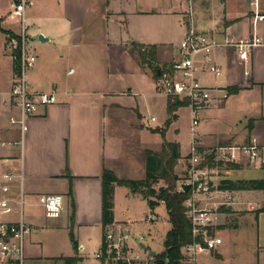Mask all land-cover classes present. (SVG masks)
<instances>
[{"label":"crops","instance_id":"0c3cea01","mask_svg":"<svg viewBox=\"0 0 264 264\" xmlns=\"http://www.w3.org/2000/svg\"><path fill=\"white\" fill-rule=\"evenodd\" d=\"M31 1L24 11L26 35L29 28H35L48 40L38 41L33 47L29 42L28 49L36 61L27 72V81L32 92L54 91L56 102L28 118L23 134L9 123V118L17 114L9 96L13 59L6 35L0 32V185L5 183L4 174L13 177L7 195L11 211L0 215V221L15 223L22 219L30 227L22 264H66L65 260L71 258H77L74 264H99L94 255L104 231L121 228L126 240L131 231L117 218L114 197L113 222L102 227L103 172L110 171L118 179L142 180L126 175L136 169L142 173L145 150L161 149L159 133L141 123V101L136 97L148 98L152 106L163 104L164 121L167 119L166 97L156 91L152 72L139 66L129 47L132 43L156 46L157 63L158 54L161 58L166 51L177 55L185 37L186 4L184 0ZM251 1L193 0L197 29L218 40L226 34L243 38L255 34L264 40V0H256L263 19L254 24ZM11 4L9 0L10 10ZM27 21L30 23L26 26ZM0 28L16 36L21 30L11 11L0 18ZM213 58L221 76L215 79L203 74L201 82L209 88L234 91L223 101L213 95L201 108V126L191 134V141L211 147L243 145L253 138L264 146V45L255 47L246 63L239 62L231 49H216ZM166 64L170 63L157 65ZM69 70L72 73L68 74ZM127 70L133 71V79L124 78ZM161 96L165 98L163 103ZM224 111H230L232 124L224 133H216L213 120ZM139 135L150 138L151 144L139 140ZM179 150L182 158L185 153L181 146ZM238 170L243 179H264V166L245 164ZM69 191L74 203L72 226ZM20 192L21 214L17 202ZM48 196L62 197L60 216H45L41 200ZM238 196L244 203L241 207L255 203L254 212L246 207L247 214L229 219L231 210L224 209L218 216L216 232L251 220L261 249L257 264H264V212H256L264 204V191H242ZM221 217L228 218L227 223H221ZM230 221L232 226L226 227ZM70 229L76 251L69 238ZM218 250L216 246L212 251L220 258Z\"/></svg>","mask_w":264,"mask_h":264},{"label":"built area","instance_id":"2783aa9c","mask_svg":"<svg viewBox=\"0 0 264 264\" xmlns=\"http://www.w3.org/2000/svg\"><path fill=\"white\" fill-rule=\"evenodd\" d=\"M186 10L185 37L178 46L180 57L172 63L169 73H163L159 79L158 90L163 95L176 96L189 102L191 132L199 124V113L201 108L209 103L213 95L219 101L228 97L225 90L209 88L201 82V75L207 74L215 79L221 76V71L214 62L213 52L216 49H231L237 60L246 63L249 60L251 51L258 46L264 45L261 40L253 34L251 37L243 38L233 34H226L220 40L213 35L200 32L197 29L193 0H184ZM254 7L253 24L263 16L257 11L256 0L250 3ZM32 5L31 0H18V3L11 4V18L20 25V33L17 35L19 41L10 38L7 42L9 51L19 52L18 72L14 73L11 83L9 96L13 108L17 111L16 115L9 118V123L18 126L21 134L27 130L26 121L36 115L40 109H45L56 102V94L50 92H32L27 81V72L35 64L36 58L30 53L27 43L25 16L26 7ZM13 59V57H12ZM72 73L71 70L68 74ZM192 140L188 161V178L182 183L179 191H182L183 184L189 185V196L184 202L185 214L191 225L192 242L181 249V264H197L201 254H208L216 246L221 244V239L216 236V226L219 216L218 207L222 209H233L244 203L240 200L238 192L220 191L217 185L212 183L209 174L214 168L206 164L208 157L214 163L234 164L241 167L245 164L264 166V146L259 145L255 139H250L243 145L220 146L215 149L206 150ZM5 183L0 185V215L11 211L9 206L10 199L7 195L10 192L9 185L13 181L10 174L2 176ZM218 184V183H216ZM216 195L221 198L220 202L214 203L210 208H201L198 202L204 198L201 196ZM17 202L23 204L22 193L20 192ZM46 217H58L62 211L63 199L60 196H48L41 200ZM239 205V206H238ZM247 208L254 210L255 203L247 204ZM154 216L146 218V222L155 221ZM30 233V227L20 219L15 223L0 221V264L14 262L22 264L24 256V240ZM126 237L122 234L121 228L117 230H105L102 236L101 245L95 253L94 258L99 264H139L137 259L130 258L126 253ZM138 237L136 242L143 240Z\"/></svg>","mask_w":264,"mask_h":264},{"label":"rangeland","instance_id":"374dc122","mask_svg":"<svg viewBox=\"0 0 264 264\" xmlns=\"http://www.w3.org/2000/svg\"><path fill=\"white\" fill-rule=\"evenodd\" d=\"M10 5L9 0H0V18L2 16L9 13ZM29 12L27 8L26 13ZM27 18V17H26ZM29 21L26 22V26L29 25ZM27 36V43L33 47L34 45H38V37L40 35L39 32L36 31L35 28H29ZM31 51L32 48H31ZM35 52V50H34ZM37 52V50H36ZM35 52V53H36ZM180 57V53L178 52L177 55L166 51L161 58V55L158 54V65L163 63H170L172 64ZM112 72V71H110ZM120 72V71H118ZM129 73H125L126 76L124 78L126 80L133 79L134 74L133 71L127 70ZM115 73V72H114ZM152 74V73H150ZM142 75V76H141ZM139 77L143 80L144 74H141ZM153 75V74H152ZM159 80L156 82V87L159 85ZM159 93L163 94V92L159 91ZM141 92V90L137 91ZM165 96V95H164ZM164 96L159 97V99L164 101ZM166 97V96H165ZM140 102V106L142 108L143 118L141 123L148 129L157 130L160 127L164 126V109L163 104H156L152 106L151 100L147 98V100H143V96L136 97ZM159 101V100H158ZM230 111L220 112L219 117L213 120L214 128H216L215 132L217 133L222 132L224 133L228 130V126L232 124L230 120ZM154 119L153 121L151 119ZM190 109L189 106L180 108L176 113V119L169 125L167 130L165 131V140L168 142H177L181 146V151L184 154L182 158L177 162V165L174 167V173L178 177V182L176 183L177 188L179 189L180 185L186 182L188 178V153H189V145L191 142L192 132L190 127ZM201 124H199L197 128H199ZM233 128V126L231 127ZM194 129V130H195ZM138 139L147 144H151V139L143 138V135L137 136ZM136 137V138H137ZM196 141V140H195ZM197 144V143H196ZM199 145V144H197ZM230 144H217L211 147H202L206 150L215 149L220 146H228ZM152 148V147H151ZM143 162H144V154H143ZM225 170L223 168L218 169L214 168L212 172L209 174V177L212 178V183L217 185L216 183L219 182L221 179H232L233 181L236 180H243L242 175L239 173L240 170L230 171ZM239 171V172H238ZM127 174V173H126ZM126 176H130L133 179L144 178L145 176V168L143 166L142 173L139 170L129 174ZM125 178V177H123ZM162 182H159L158 185L154 186V189L157 190L160 186H162ZM113 197L116 200L115 210L117 214V218L123 223H125L128 227H130V234L128 235L127 240L125 239L126 245V253L127 256L130 258L137 259L139 264H153V258L164 251V239L165 235L170 229V225L168 222V216L166 214L164 205L161 203L155 208H150L147 204V201L141 197L138 193H132L129 189L125 187L117 186L116 190L113 191ZM200 198H204L202 202H198V205L201 208H210L214 204L220 202L221 198L213 195V196H201ZM153 199V198H151ZM113 203V202H112ZM248 207L247 205L244 207H237L239 209L235 210L234 208L230 209V216L229 219H235L236 217L243 216L247 214L248 211L246 210ZM219 216L222 214V207H218ZM254 212V210H252ZM250 211V212H252ZM149 216H155V221L146 222V218ZM226 217H221V223H227ZM247 219V218H244ZM123 223V224H124ZM220 226V225H218ZM216 226V229L217 227ZM232 222L230 221L229 224H226V227H231ZM144 237L143 240L136 242L135 238L137 237ZM216 236H219L222 240V244L218 245L219 253L221 255L220 258L215 257L213 251L209 252L208 254H201L198 257V264H257V256L261 249L257 247V239H256V231L255 227L253 226L251 220H243L242 223L238 224V227L233 228H225L218 230L216 232ZM140 245H143L142 248ZM151 250L155 252V256L150 258L148 256L147 251Z\"/></svg>","mask_w":264,"mask_h":264},{"label":"trees","instance_id":"16d2710c","mask_svg":"<svg viewBox=\"0 0 264 264\" xmlns=\"http://www.w3.org/2000/svg\"><path fill=\"white\" fill-rule=\"evenodd\" d=\"M13 3H18V0H11ZM0 32L6 35L7 42L10 38L19 41L16 35L9 31H4L0 28ZM156 46L142 45L132 43L129 47V54L133 56L139 66L143 69H149L153 74L154 80H159L161 75L169 73L172 64H166L162 67L157 65ZM13 57V72H18L19 65V52L17 50L12 52ZM160 72V75L157 72ZM227 94H231L234 88L226 89ZM189 106V102L184 99H179L176 96L166 97V116L164 126L161 130H155L159 133L162 143L159 152L150 150L144 151V168L145 176L142 180H127L118 179L110 171H104L102 174V210H101V223L103 229L113 222V188L114 186L125 187L132 193H138L143 199L147 201L150 208H155L159 203L164 205L170 229L165 235L164 251L153 258V264H164L168 261L169 264H181V249L182 247L192 242L191 225L185 214L184 202L190 194V191H179L176 186L178 177L174 173V167L181 159L180 146L176 142H168L164 138L165 131L169 125L176 119V112L183 107ZM206 164L212 168L225 169L229 171L238 170L239 167L234 164L214 163L211 157H208ZM162 182L157 190L154 186ZM217 189L220 191H264V179H243V180H230L221 179L217 184ZM67 196L70 201L71 215L69 217L70 225L73 222L74 203L70 195ZM153 198V199H151ZM224 210V209H223ZM264 212L263 206L256 211ZM69 238L73 250L76 251L77 243L75 242L72 231L70 229ZM77 258L66 259V264H74Z\"/></svg>","mask_w":264,"mask_h":264},{"label":"water","instance_id":"95a60500","mask_svg":"<svg viewBox=\"0 0 264 264\" xmlns=\"http://www.w3.org/2000/svg\"><path fill=\"white\" fill-rule=\"evenodd\" d=\"M47 40H48L47 38H44V37H42V36H39V37H38V41L41 42V43L46 42ZM157 74L160 75V72L158 71ZM181 189H182L183 192H187L188 189H189V185H187V184H183V185L181 186ZM140 246H141L142 248H144L143 245H140ZM147 253H148V256H149L150 258H153V257L155 256V252H153V251H151V250H148ZM164 264H169V263H168V261L166 260V261H164Z\"/></svg>","mask_w":264,"mask_h":264}]
</instances>
